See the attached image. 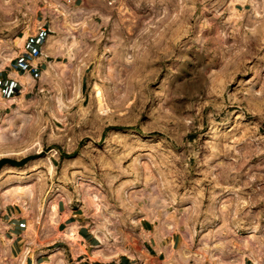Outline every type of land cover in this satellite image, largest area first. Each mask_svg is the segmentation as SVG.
<instances>
[{
    "label": "rangeland",
    "instance_id": "1",
    "mask_svg": "<svg viewBox=\"0 0 264 264\" xmlns=\"http://www.w3.org/2000/svg\"><path fill=\"white\" fill-rule=\"evenodd\" d=\"M33 2L0 0V53L36 30L37 12L47 13L43 43L53 48L14 102L0 94V134L13 129L0 160L17 162L0 168V264H19L25 249L45 264L70 256L57 230L97 225L88 191L111 216V240L138 252L159 236L146 264L168 254L175 264H264V0L257 17L248 0H84L70 30ZM63 37L70 53L58 51ZM26 187L21 207L10 198ZM10 208L29 227L13 257L1 221ZM93 239L91 248H113ZM180 250L206 257L184 261Z\"/></svg>",
    "mask_w": 264,
    "mask_h": 264
},
{
    "label": "crops",
    "instance_id": "2",
    "mask_svg": "<svg viewBox=\"0 0 264 264\" xmlns=\"http://www.w3.org/2000/svg\"><path fill=\"white\" fill-rule=\"evenodd\" d=\"M33 1L35 5H39V6H40V2H42L43 5L46 7L45 0H33ZM48 1H54L67 6H74V7L81 5L84 2V0H73L72 3H67L66 0H48ZM51 13L55 14L53 11H51ZM39 17L42 18L39 19ZM35 19H37V21L39 22L36 30L33 33L28 32V35L26 36L22 46L16 44L13 45L12 52L14 51L15 54L12 56V59L10 60L11 61L10 64H8V66L10 67L9 70L7 69L8 73L7 74L2 73L3 77L0 76V94L5 99L10 100L16 98V96H19L24 89L25 83L27 82V80L26 81L23 80L22 77L29 75L32 78L35 72L37 71V69L39 68V66H41L42 68L43 67L46 68L48 57L52 54L51 51L53 48L49 47V42L43 43L44 40L48 38L49 32L52 31L50 26V21L47 19V13L39 14L37 12L35 15ZM31 24H35V20L33 18ZM45 31L46 34H44ZM1 221L5 225L4 226L5 235L11 239V243L9 245V253L11 254V257H13L15 254L17 255V252L19 253L22 252L24 241L25 238H27V233L29 231V227L21 212L18 211V209L16 208L13 209L10 208L9 210L6 209L5 212L3 213V217L1 218ZM75 222H77L76 225L77 233L82 237L80 242L84 246L86 245L87 252L77 253L75 252V250H73L71 255L68 257L63 255L61 258L60 255L59 257H57L59 258L58 260L59 264L60 263L63 264L64 262H65L64 264H146L145 258H147L148 255H151L150 252L152 251V249H154V247H161V240L159 239V236H151L149 234L145 236L146 250H142V251L140 250L139 252L135 251L136 256H134L133 259L135 257H138L139 258L138 261L130 259L131 257L127 258L125 256H122L121 254H120L121 256L119 255L107 261H101L99 259H89L90 255L94 252V248H95L94 247L93 251H91L92 250L91 247L94 246L93 244L95 242L94 241L95 239H93L94 235L92 234L91 230L88 227L81 225L77 220L73 221V223ZM140 225H141L139 228L140 233L141 232L146 233L147 231L151 232V230L148 229L147 224L144 225L143 223H141ZM65 229H67V227L64 226L62 231ZM40 236L41 237H39L38 245H37L38 247L44 244L43 242L44 236L42 234H40ZM169 248L170 245L169 247H167V249ZM18 249L19 251H17ZM176 261L178 262V260H174V257L171 254H168L165 256L164 264L169 262L175 264ZM25 264H45V261H41L39 255L32 257L29 254L26 257ZM181 264H185V263L181 261Z\"/></svg>",
    "mask_w": 264,
    "mask_h": 264
},
{
    "label": "bare ground",
    "instance_id": "3",
    "mask_svg": "<svg viewBox=\"0 0 264 264\" xmlns=\"http://www.w3.org/2000/svg\"><path fill=\"white\" fill-rule=\"evenodd\" d=\"M6 1H8V0H6ZM238 1L239 2L240 1L243 2L245 0H231V2L233 4H235ZM248 1L251 2L252 12H253L254 17H257V15H261L258 3L255 2V0H248ZM5 3H8V2H5ZM45 4H46V7L49 10H51V11H53L55 13V15L61 17V19L63 20V26L65 28L69 29V30L74 26L73 25L74 18L76 17V15H78L81 12V9L79 7L70 8V7H67L64 4H61V3H58V2H54V1L45 0ZM28 28L25 30V33H24L23 36H21L18 39H16V42H15L16 45L22 46L26 36L28 35V32H29ZM73 42L74 41L70 40L69 37L59 38L57 43H56L57 44L56 46L59 48L58 51L60 53H62V52L70 53L71 45H73ZM12 50L13 49H11L10 47H7L3 51H1V53H0V66L3 67V66H6L7 64H9L10 60L12 59L11 58V55L13 53ZM143 56H144V54H143ZM125 59L128 60V57L126 56ZM22 78H23V80H25V81L27 80L28 81V80H30L31 77L29 75H26V76H24ZM54 93H56V92H54ZM21 96H23V95H21ZM52 98H53V100H52L53 103L52 102L51 103L53 104V106L55 108V112H56V114H58V113L60 114V112L63 110L62 101H61L59 95H57V94H55L54 97H51V99ZM15 100H16V98L7 100V101H5V105L6 104H10V103L14 102ZM8 118L9 119L7 121L9 122V126H12L14 124V121H15L14 116H11V117H8ZM19 119H25V117L22 116V118L19 117ZM7 130H9V131L11 130L12 131L13 129H12V127H9ZM7 130L5 132H7ZM5 132H3V133L1 132L0 138H3V136L6 135ZM30 193H31V189L29 187H26V188H23L22 191L16 190L12 194L11 198L10 197L9 198L12 199V200H16L17 203L21 207H25V205H26L25 198H28ZM83 197L85 199L84 202L86 203L87 207L90 208L93 216L96 219L99 220L97 225L93 226L94 227V228L92 227L93 229L91 228L92 234L96 235L97 237H99L104 245H108L114 239L112 237L113 239L111 240V237H110L111 235L113 236V233H112L109 221H108L109 217H111V216H109V214L107 213L106 208L104 209L105 206L103 207V203L98 201L96 199V197L91 194V191H88L86 194H84ZM50 207L52 208V212L55 213L56 212V204L55 203H50ZM62 215H64V214H62ZM63 217L64 216H61L59 218V220H63ZM76 225L75 224L69 225L67 227V229H65L63 231L62 230L61 231L57 230V235L59 237L61 236V237L65 238V240H67L68 243L70 242L71 245L74 246V247L73 246L72 247L74 248L75 252H77V253H85V252H87V248H86V245L84 246L80 242L82 237L77 233V226ZM162 227L166 231L170 232L173 229V224H171L170 221L164 220L162 222ZM116 239H114V242L112 243L113 244L112 245L113 248L112 247H111L112 249L108 248L110 250H106L104 248L105 246L103 247L102 245L101 246L97 245V247L95 246L94 252L90 255L89 259H99L101 261H107V260H109L111 258L119 256L120 254H125V255H127V256H129L131 258L136 256V253H135L134 250L125 247L122 243L116 242V241H118ZM133 249H135V247ZM91 251H93V248H92ZM30 252H31V250H30ZM30 252L28 251V249L24 250V252L19 257V264H25L26 257L29 255ZM60 252H62V251H60ZM60 255H61V258H62V253L61 254L59 253L57 255V257H59ZM33 256H34V254L32 255V257ZM178 257L180 259H183L184 261L187 260L188 258L192 257L194 260L200 262V261H203L205 259L206 255L199 254V253L198 254H189V253L185 254L184 251L180 250L179 253H178ZM208 257H209V255H208ZM56 262L58 263V261H56ZM209 262H210V264H222V262L220 260H212L211 257H209ZM230 264H234V263L230 262Z\"/></svg>",
    "mask_w": 264,
    "mask_h": 264
},
{
    "label": "water",
    "instance_id": "4",
    "mask_svg": "<svg viewBox=\"0 0 264 264\" xmlns=\"http://www.w3.org/2000/svg\"><path fill=\"white\" fill-rule=\"evenodd\" d=\"M5 162L17 163V162H15V160H11L9 158H4L3 160H0V168Z\"/></svg>",
    "mask_w": 264,
    "mask_h": 264
},
{
    "label": "built area",
    "instance_id": "5",
    "mask_svg": "<svg viewBox=\"0 0 264 264\" xmlns=\"http://www.w3.org/2000/svg\"><path fill=\"white\" fill-rule=\"evenodd\" d=\"M66 2H67V3H72V2H73V0H66Z\"/></svg>",
    "mask_w": 264,
    "mask_h": 264
}]
</instances>
